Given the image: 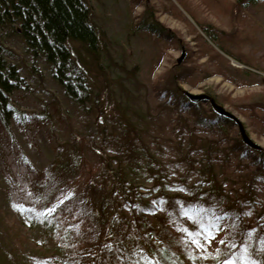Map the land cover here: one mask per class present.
Segmentation results:
<instances>
[{"label":"trees","instance_id":"trees-1","mask_svg":"<svg viewBox=\"0 0 264 264\" xmlns=\"http://www.w3.org/2000/svg\"><path fill=\"white\" fill-rule=\"evenodd\" d=\"M233 2L231 9L246 15L244 10L257 7L264 0ZM143 4L144 0H130L129 8ZM92 10L88 0H0V175L8 183L6 193L13 209L29 223L41 224L44 239L55 242L54 251L37 258L39 264H89L88 258L78 257L88 247L76 235L77 230L86 228V221L81 224L88 214L83 193L103 171L111 183L109 195L129 205L137 231L145 228L144 212H155L164 204L188 215L210 233L225 229L222 239H215L220 255L207 256L213 262L217 259L216 264L221 258L227 264H264V149L245 144L234 121L215 112L207 101L194 103L177 85L181 81L196 86L220 75L239 87L264 86V77L233 66L242 73L243 83L235 79L231 73L237 71L230 64V57L238 61L241 58L225 48L221 30L200 23V30L216 45V49H210L214 54L212 62L217 66L212 68L216 70L187 66L191 59L188 56L181 70L173 66L149 82L148 100L144 101V95L133 112L129 105L120 108L113 90L94 88L85 66L78 62L87 64L83 58L87 55L91 65L103 72V64L98 62L100 53L96 52L100 47V29ZM232 10L229 12L233 13ZM146 12L136 17L138 32L155 36L165 49L182 48L173 31L145 22ZM77 48L80 51L76 54ZM164 56L162 51L155 56L152 72L160 68ZM38 63L45 66L51 80L62 88L63 97L76 105L78 113L82 108V114H91L90 120L85 119L83 130L91 138L89 144L98 153V162L84 161L71 171L74 163L64 144L51 145L57 154L43 168L36 167L25 155L11 127L10 114L18 131L38 147L35 132L46 126V118L40 119L15 106L31 86L38 85L32 88L34 91L44 86L37 75L41 72L43 78L48 73L43 71L44 67L38 69ZM253 100L255 105L246 106L248 109L236 108L246 115L258 135H264V95ZM51 107L58 115L55 101ZM113 109L117 114H105V110ZM98 123L99 128L91 131L90 125ZM81 141L86 144L85 138ZM175 164L176 174L169 168ZM143 175L152 182L150 193H135L134 180L141 182ZM73 187L76 188L72 196L65 199L66 191ZM59 201V206L50 210ZM107 228L113 232L111 227ZM150 232L160 240L167 231ZM103 243L117 246V264L122 262L119 257L132 263L135 253L115 233ZM151 246L158 260L163 261L155 244ZM170 259L174 258L170 255Z\"/></svg>","mask_w":264,"mask_h":264},{"label":"rangeland","instance_id":"rangeland-1","mask_svg":"<svg viewBox=\"0 0 264 264\" xmlns=\"http://www.w3.org/2000/svg\"><path fill=\"white\" fill-rule=\"evenodd\" d=\"M88 1L93 9L92 17L100 29V47L96 52L100 53L98 62L103 64V72H98L95 66L91 65L93 62L87 55L83 57L87 64L79 60L78 62L86 67L83 68L94 88L99 91L113 90L116 103L120 108L129 105L133 112L136 106H140L144 95H146L144 101L148 100L149 82L157 79L173 66L181 70L184 63L188 61V56L191 59L185 65H198L211 71L216 70L212 68L217 66L212 62L214 54L210 51L211 47L216 49V45L200 30V23L212 24L222 31L225 48H228L232 55L241 58V61H238L223 53L226 58L230 57L232 67L248 69L253 74L264 77V2L257 7L244 10L247 12L244 15L238 9H231L229 5L234 4L233 0H144L141 7L134 9L129 8L130 0ZM145 10H147L143 16L145 22H153L154 24H151L157 25L160 29L164 27L173 31L177 40L182 43V48L165 49L157 42L155 36L138 32L135 28L136 17ZM231 10L233 13L229 12ZM243 17H246L245 22ZM78 51H80L79 48L75 49L76 54ZM161 51L165 53L163 63L159 69L152 72V61ZM183 51L186 55L178 64L177 60L182 56ZM37 66L40 70L44 67L43 71L48 73L43 64L38 63ZM236 71L232 70L231 75L243 83L242 73L240 70L236 69ZM37 76H40L44 82L42 89L32 90L38 86L34 84L23 95L24 99L19 102L20 104L15 103V106L30 115H37L40 119L46 118V126L35 132L38 147L36 144L33 145L23 132L18 131L13 124V114H10L11 127L25 155L36 167L43 168L57 154L56 151L51 150V145L55 147L64 144L74 163L71 171H74L76 164L82 165L84 161L98 162V153L89 144L91 138L87 135V131L83 130L84 121L90 120L91 114H82V108L78 113L76 105L70 104L63 97L62 88L51 80L49 73L43 78L41 72ZM177 85L182 92L212 95L219 105L244 123L250 138L264 149V135H258L252 129L246 115L238 110L243 111L248 109L245 108L246 106L255 105L253 99H260L264 95L263 85L244 86L242 84L239 87L220 75H214L196 86L181 81ZM52 101L57 104L58 115L52 110ZM142 105L144 106V103ZM106 113L112 117L117 114V111L105 110ZM99 125L100 123L90 125L92 128L90 130L96 131ZM80 134L83 135L80 136ZM47 137L52 139L48 140ZM82 137L86 139V144L81 141ZM80 147L82 148L81 156ZM58 149L61 150V148ZM156 164L161 166L158 161ZM176 165L169 167L174 174L177 172ZM102 174L95 177L88 191L82 196L83 206H86L88 214L81 224L86 221V228L84 231L77 230L76 237L87 243L88 250L86 253L78 254L80 259L88 258L89 264H106L107 262L117 264V246L103 243L104 240L109 241L110 235L115 233L121 243L135 253L132 263L118 256L122 261L121 264H165L164 262L176 264L173 260L179 264H216L217 259L213 262L207 256L212 255L216 258L220 255L215 239H222L225 233L224 228L215 229L214 233H210L209 230L198 227L194 219L183 212L180 211L179 214L174 208L161 204L155 212H144L146 225L139 232L129 213V205L109 195L111 183L106 178L107 172L103 171ZM142 178L141 182L138 179L134 180L137 188L135 193L148 194L152 182L144 175ZM7 187L8 183L0 175V264H39L37 258L44 252L54 251L55 242L44 239V227L41 224L29 223L13 209L6 193ZM75 188L66 191L65 199H70ZM60 202H56L50 210L58 207ZM137 206L139 207L138 204ZM107 227H111L113 232L107 231ZM150 229L158 232H163L164 229L167 232L163 233L164 238L157 240ZM141 233L143 237L140 236ZM151 243L155 244L164 262L158 260ZM170 255L174 259H170ZM218 264H227V262L221 258Z\"/></svg>","mask_w":264,"mask_h":264},{"label":"water","instance_id":"water-1","mask_svg":"<svg viewBox=\"0 0 264 264\" xmlns=\"http://www.w3.org/2000/svg\"><path fill=\"white\" fill-rule=\"evenodd\" d=\"M182 56L177 60V63L180 64L184 57H185V51L182 52ZM185 94L190 98L191 101H193L194 103H199L201 101H207L210 103L212 109L217 112L218 114L220 115H223L227 118H229L230 120L234 121L235 124L237 125L238 127V131L241 135V139L242 141L251 146V147H255V148H259L260 146L255 144L253 142V140L250 138V136L247 134V131L245 129V126L244 124L242 123L241 120H239L236 116H234L232 113L226 111L224 109L223 106L219 105L215 98L214 97H211L210 95H207V94H191V93H188V92H185Z\"/></svg>","mask_w":264,"mask_h":264}]
</instances>
